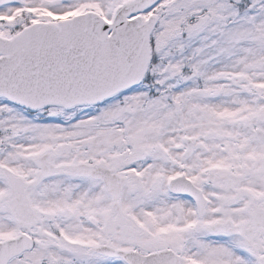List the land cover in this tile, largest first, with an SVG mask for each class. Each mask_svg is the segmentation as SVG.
Here are the masks:
<instances>
[{"label":"snow or ice","instance_id":"6c2138e0","mask_svg":"<svg viewBox=\"0 0 264 264\" xmlns=\"http://www.w3.org/2000/svg\"><path fill=\"white\" fill-rule=\"evenodd\" d=\"M0 264H264V0H0Z\"/></svg>","mask_w":264,"mask_h":264}]
</instances>
